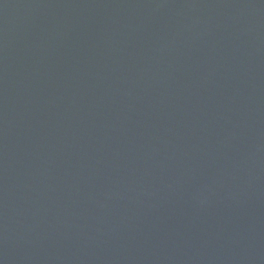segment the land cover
Instances as JSON below:
<instances>
[{
  "label": "water",
  "instance_id": "95a60500",
  "mask_svg": "<svg viewBox=\"0 0 264 264\" xmlns=\"http://www.w3.org/2000/svg\"><path fill=\"white\" fill-rule=\"evenodd\" d=\"M0 264H264V0H0Z\"/></svg>",
  "mask_w": 264,
  "mask_h": 264
}]
</instances>
